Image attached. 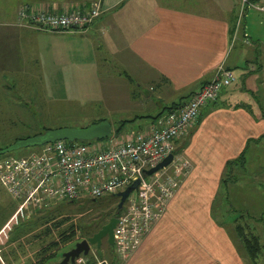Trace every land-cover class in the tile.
Returning <instances> with one entry per match:
<instances>
[{
  "label": "crops",
  "instance_id": "0c3cea01",
  "mask_svg": "<svg viewBox=\"0 0 264 264\" xmlns=\"http://www.w3.org/2000/svg\"><path fill=\"white\" fill-rule=\"evenodd\" d=\"M95 1L16 0L6 24L10 43L33 30L46 35L43 43L26 45L32 51L25 54L39 56L35 68L25 69L32 58H23L20 68L18 61L0 57V72H37L42 88L60 80L57 95H92L105 99L111 114L134 113L107 117L114 128L122 119L155 115L154 107L167 101H188L221 65L236 71L238 80L205 105L189 135L179 139L180 145L186 137L182 150L192 168L166 214L123 264H263L264 240L260 236L263 253L254 261L236 226L256 228L250 225L254 217L264 223V203L251 204L249 196L254 173L264 186L263 168L252 161L264 148V10H252L243 0H100L103 13L84 30H44L17 19L22 3L63 10ZM156 119L139 117L120 134L146 129ZM242 153L247 163L230 169L228 162ZM229 174L235 176L225 186ZM10 217L0 216V231ZM7 247L0 241V264H13Z\"/></svg>",
  "mask_w": 264,
  "mask_h": 264
},
{
  "label": "built area",
  "instance_id": "2783aa9c",
  "mask_svg": "<svg viewBox=\"0 0 264 264\" xmlns=\"http://www.w3.org/2000/svg\"><path fill=\"white\" fill-rule=\"evenodd\" d=\"M264 10V0H243ZM102 1L90 6L56 10L23 4L20 23L44 30H84L103 13ZM233 69L221 65L214 77L182 105L166 111L146 129L86 142L57 139L24 156H0V183L22 206H43L55 200H78L116 195L133 181L140 183L117 216L114 251L122 263L140 247L192 168V160L177 141L198 121L202 109L216 101L236 80ZM173 153V160L150 175L149 169ZM85 258L77 259L84 263ZM102 263V262H100ZM108 264V263H107Z\"/></svg>",
  "mask_w": 264,
  "mask_h": 264
},
{
  "label": "rangeland",
  "instance_id": "374dc122",
  "mask_svg": "<svg viewBox=\"0 0 264 264\" xmlns=\"http://www.w3.org/2000/svg\"><path fill=\"white\" fill-rule=\"evenodd\" d=\"M15 1L0 0V57L3 59L9 58L10 61H18L20 68H22L23 58H32L34 60L28 61L30 65L25 67V69H28L31 66L32 69V67L35 68L32 62H37L40 59L38 55L33 57L25 54L28 53V50L29 52L32 51L26 45L41 43L44 41L46 35L44 33L46 32L36 30L31 33L25 32L20 37L19 42H14L13 38L10 43L9 25L6 24L11 22V14L16 10ZM19 8L17 9L19 10ZM250 9L254 10L255 8L251 7ZM14 43H17V47ZM8 55L9 57H6ZM38 74L32 71L13 73L2 70L0 72V147L8 146L19 138L41 133L47 128L60 126L82 127L100 120V117L118 119L130 117L134 114L133 112L111 114L106 106L107 101L92 95L81 97V99L69 93L62 96L57 95L54 91L62 92L59 85L60 80L53 81L55 85L45 89L41 87L44 82L37 78ZM235 75L237 77L235 81H237L238 75L236 73ZM170 102L167 101L165 104ZM165 104L154 107L151 112L156 114ZM136 112H143V109L138 108ZM113 124L115 128V123L113 122ZM188 135L189 133L185 136L187 137ZM185 136L181 139V143L184 142ZM38 146L21 147L13 150L11 154L24 156L33 152V150H38ZM182 147L184 148V145ZM257 149L260 150L261 147L258 146ZM259 153L258 158L252 161H255L256 166L263 168L262 170L264 171V148ZM251 177V183H255V186L249 190L250 202L254 205H262L264 203L262 175L254 173ZM117 201V198L108 199L102 203V207H96L84 198L77 201L55 200L41 207H24L0 183V202L2 204L0 216L2 219H4L6 213L8 217L11 216L2 224L0 241L8 243L7 248L15 256L13 264H56L63 260V254L74 248L77 242L95 234L85 236L81 230L92 232L100 226L101 229L110 221L113 216L108 218L106 213L114 204L118 203ZM251 215L253 217L254 212H251ZM251 220H253V223L251 222L250 225H255L256 227L252 228V230H255V233L264 240V223H259L255 217ZM72 226L78 230L75 237L64 241V235L67 234L69 236L71 234ZM53 242H58V246L50 247ZM109 245L108 237H105L99 251L97 250V245L91 246L89 254L94 256L98 264L101 261H106L108 264L111 263L115 254L110 251ZM261 260L264 262V259ZM83 264H89L88 258H85Z\"/></svg>",
  "mask_w": 264,
  "mask_h": 264
},
{
  "label": "water",
  "instance_id": "95a60500",
  "mask_svg": "<svg viewBox=\"0 0 264 264\" xmlns=\"http://www.w3.org/2000/svg\"><path fill=\"white\" fill-rule=\"evenodd\" d=\"M113 125L109 119H102L98 122L91 123L87 126L74 127V126H60L57 128H49L45 131L25 137L19 138L12 144L6 146L3 149H0V153H6L9 151L16 150L21 147L34 146L45 144L57 139H68V140H89L95 138H106L113 134ZM173 153H170L166 156L161 162L157 165L146 169L145 174L150 175L160 168L166 166L173 160ZM140 180L137 179L128 186L125 190L120 191L116 194L119 198L118 208L122 209L124 204L129 197V195L138 188ZM118 223L117 216H113L108 223H106L98 232L93 236L83 239L76 243L75 247L63 254V260L56 264H76L77 259L82 255L87 256L90 253L91 246L97 245L98 248L101 247L103 238L108 237L109 244L115 246V233L114 230Z\"/></svg>",
  "mask_w": 264,
  "mask_h": 264
},
{
  "label": "trees",
  "instance_id": "16d2710c",
  "mask_svg": "<svg viewBox=\"0 0 264 264\" xmlns=\"http://www.w3.org/2000/svg\"><path fill=\"white\" fill-rule=\"evenodd\" d=\"M250 1H259V0H250ZM182 101L179 100V101H175L173 103H171L170 105H165L163 107V109L155 114V115H137L136 117H132V118H126V119H122L119 123L118 126H116L113 130V133L115 134H120L123 130H124V127L129 123V122H133L135 120H137V118L139 117H143V116H151L153 117L154 119H158L162 114H164L166 111L168 110H171L175 107H178L180 105H182ZM202 114V113H201ZM201 118V115L198 119V121L200 120ZM102 119H106V118H102ZM100 119V120H102ZM100 120H97L95 122H98ZM197 121V122H198ZM196 122V123H197ZM48 129V128H47ZM107 138V137H106ZM95 139H100V138H95ZM95 139H89V140H81V139H75L74 141H82V142H88L90 140H95ZM73 141V140H71ZM179 141H177V145H178ZM42 144H40L38 147H40ZM183 144H181V146L179 145L178 148H177V152H179L180 150L183 149L182 147ZM6 147V146H5ZM5 147H0V149H3ZM12 151H9V152H6V153H0V156L1 155H9L11 154ZM245 162L247 163V157L245 154H241L238 159H235V160H230L228 162L229 164V168L232 169L235 165H244ZM235 175H232V174H229L228 177L224 178L223 180V183L224 185L226 186L227 184L230 183L231 179L234 177ZM117 198V202L119 203V198L116 196V195H108V196H104L102 198H86L88 202L92 203L93 205H95L96 207H102L103 206V202L104 201H107L108 199H116ZM80 200V199H78ZM65 201H77V200H65ZM118 203L117 204H114L111 209H109V211L106 213L107 217L110 218L112 216H118L121 212H122V209H119L118 208ZM101 227V226H100ZM100 227L98 228L100 230ZM98 229H96L95 231H89V230H81V232L85 235V236H91L92 234L96 233L98 231ZM78 230H76L74 228V226H72V230H71V234L68 236L67 234L64 235L63 237V240L64 241H68L70 239H72L73 237H75L76 233H77ZM236 231H237V234L238 236L241 238L242 240V243L243 245L245 246L249 256L254 260V261H257L258 258H260L261 254L263 253V245L261 243V239H260V236L257 235L255 233V231H253L250 227H248L247 225L241 223V222H238L237 223V226H236ZM53 246H58V242H53L51 243V246L50 247H53ZM109 249L110 251L112 252L113 251V254H115L113 256V259L111 260V263L110 264H123L121 262V260L117 257L115 251H114V247H112L111 245H109ZM97 250L99 251L100 249L97 248ZM84 258H88L89 260V264H98L97 261L95 260L94 256H92V254H88L87 256H83ZM90 259H92L90 261ZM102 263L100 264H107L106 261H101ZM76 264H83V263H76Z\"/></svg>",
  "mask_w": 264,
  "mask_h": 264
}]
</instances>
